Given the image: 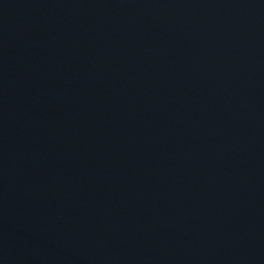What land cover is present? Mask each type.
Masks as SVG:
<instances>
[{
    "label": "water",
    "instance_id": "1",
    "mask_svg": "<svg viewBox=\"0 0 264 264\" xmlns=\"http://www.w3.org/2000/svg\"><path fill=\"white\" fill-rule=\"evenodd\" d=\"M0 264H264V0H0Z\"/></svg>",
    "mask_w": 264,
    "mask_h": 264
}]
</instances>
